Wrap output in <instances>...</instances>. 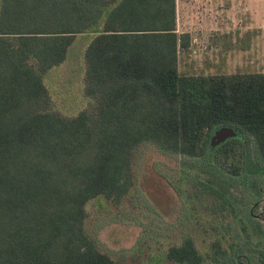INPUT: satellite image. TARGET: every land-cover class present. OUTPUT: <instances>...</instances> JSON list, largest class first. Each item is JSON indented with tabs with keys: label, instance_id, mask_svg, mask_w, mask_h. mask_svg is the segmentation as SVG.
<instances>
[{
	"label": "trees",
	"instance_id": "1",
	"mask_svg": "<svg viewBox=\"0 0 264 264\" xmlns=\"http://www.w3.org/2000/svg\"><path fill=\"white\" fill-rule=\"evenodd\" d=\"M85 33L95 110L63 117L46 107L44 73ZM188 37L177 0H1L0 264H116L86 231V203L123 198L142 142L188 156L211 149L237 174L241 134L211 145L216 129L234 126L264 166V72L181 73ZM168 258L200 264L203 255L188 237Z\"/></svg>",
	"mask_w": 264,
	"mask_h": 264
},
{
	"label": "rangeland",
	"instance_id": "2",
	"mask_svg": "<svg viewBox=\"0 0 264 264\" xmlns=\"http://www.w3.org/2000/svg\"><path fill=\"white\" fill-rule=\"evenodd\" d=\"M194 8L195 21L178 22L179 31L189 34L179 52L181 73L264 72V0H216L211 7L201 0ZM211 8L220 14L206 15ZM91 37L78 35L66 60L44 73L51 97L46 107L63 117L95 110L86 93ZM238 130L245 158L237 174L215 162L211 149L188 156L142 142L133 150L134 184L123 198L99 195L86 203L89 237L116 264H178L169 251L188 237L203 255L200 264L246 257L264 264V166L254 162L253 139Z\"/></svg>",
	"mask_w": 264,
	"mask_h": 264
},
{
	"label": "crops",
	"instance_id": "3",
	"mask_svg": "<svg viewBox=\"0 0 264 264\" xmlns=\"http://www.w3.org/2000/svg\"><path fill=\"white\" fill-rule=\"evenodd\" d=\"M201 0H177V20L180 22V20H189V21H195V6L196 3ZM203 6L205 7H211L215 6L216 0H202ZM212 9V8H211ZM211 9H204V12L206 15H218L220 14L216 8ZM217 12V13H216ZM181 29V28H180ZM194 41V37H193ZM192 43V41H191Z\"/></svg>",
	"mask_w": 264,
	"mask_h": 264
},
{
	"label": "water",
	"instance_id": "4",
	"mask_svg": "<svg viewBox=\"0 0 264 264\" xmlns=\"http://www.w3.org/2000/svg\"><path fill=\"white\" fill-rule=\"evenodd\" d=\"M239 135L238 128L234 126L224 125L214 131L211 136V145L216 147L221 143L225 142L229 138L236 137Z\"/></svg>",
	"mask_w": 264,
	"mask_h": 264
},
{
	"label": "flooded vegetation",
	"instance_id": "5",
	"mask_svg": "<svg viewBox=\"0 0 264 264\" xmlns=\"http://www.w3.org/2000/svg\"><path fill=\"white\" fill-rule=\"evenodd\" d=\"M256 217L261 219V217L258 216V215H256ZM245 259H246V261L243 262V261H241L239 258H237V259L235 260V264H252V263H251V260H250L248 257H246ZM202 261H203V260H202ZM258 261H261L260 258L258 259Z\"/></svg>",
	"mask_w": 264,
	"mask_h": 264
}]
</instances>
